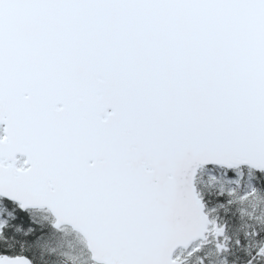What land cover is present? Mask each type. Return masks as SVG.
Listing matches in <instances>:
<instances>
[{"label":"snow or ice","instance_id":"snow-or-ice-1","mask_svg":"<svg viewBox=\"0 0 264 264\" xmlns=\"http://www.w3.org/2000/svg\"><path fill=\"white\" fill-rule=\"evenodd\" d=\"M0 264H264V0H0Z\"/></svg>","mask_w":264,"mask_h":264}]
</instances>
